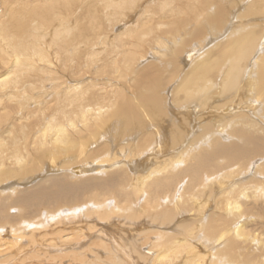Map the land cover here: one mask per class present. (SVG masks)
<instances>
[{
  "label": "bare ground",
  "instance_id": "obj_1",
  "mask_svg": "<svg viewBox=\"0 0 264 264\" xmlns=\"http://www.w3.org/2000/svg\"><path fill=\"white\" fill-rule=\"evenodd\" d=\"M86 252L264 264V0H0V264Z\"/></svg>",
  "mask_w": 264,
  "mask_h": 264
},
{
  "label": "rangeland",
  "instance_id": "obj_2",
  "mask_svg": "<svg viewBox=\"0 0 264 264\" xmlns=\"http://www.w3.org/2000/svg\"><path fill=\"white\" fill-rule=\"evenodd\" d=\"M197 37V38H196ZM192 38V37H191ZM194 38H196L195 40H194ZM199 38V39H198ZM190 41V40H189ZM202 42V40L200 39V37H198V36H195V37H193V39H192V41L190 42V45L192 44V43H201ZM216 42H213L212 44H210L209 46H207L206 48L204 47V45L202 44L200 47H197V50H201V53L203 52V51H205V50H208L212 45H214ZM190 45H185V48H186V46L187 47H189ZM204 49V50H203ZM161 54H163V53H161ZM146 59H147V62H145V63H147V64H152V66H150V68H153V67H155V66H157V65H162V66H165V64L166 63H168V61H170L169 62V64H172L173 62H171V61H173V60H175V59H172V58H167V57H164V55L162 56V55H160V54H158V55H156L155 54V52H153V54H151V56H149V55H146ZM156 68H158V69H160L159 67H156ZM54 90H55V87H54V84H50V85H48L46 88H45V90H43V91H41L40 93H39V96H43V97H51V96H53L54 95ZM135 97L137 96L136 94H133ZM167 97V95H164L163 97ZM221 102H222V100L221 99H219ZM218 100V101H219ZM255 101H256V98L254 99ZM218 101H216L215 103H220V101L218 102ZM214 103V105H216ZM255 103V102H254ZM221 104V103H220ZM256 104V103H255ZM231 105V106H230ZM234 105V106H233ZM230 109H232V108H237V109H239L234 103H229L228 105H227ZM252 106L253 107H248L249 109H247L246 111H248V112H246V116H250V118H252V119H254V120H258V118H260V117H258L259 115H260V113H259V111H260V106L258 107V104H256L255 105V107H254V105L252 104ZM213 107V106H212ZM212 107L210 106V109L208 110V108H205V109H197L198 111V116L195 118L196 119V121H198L197 122V124L199 123V125H198V127L199 126H201V125H203L204 123H206V122H208V120H210L211 118H214V117H217L218 116V114H217V112H213V109H212ZM258 109V110H257ZM214 110L215 111H217L215 108H214ZM229 110V109H228ZM170 112V115L172 114V116H174L175 115V117L177 118L178 117V115H179V117H180V119L182 118L181 116H180V114L178 113V111H174V110H171V108H168L167 109V113H169ZM173 111L174 112H176V113H173ZM230 112L228 113V114H231L232 113V110H229ZM252 112V113H251ZM202 113V114H201ZM204 113H206L205 115H204ZM210 113V114H209ZM174 114V115H173ZM211 114H213V115H211ZM253 114V115H252ZM203 115V116H202ZM217 115V116H216ZM252 115V116H251ZM248 116V117H249ZM179 117L177 118V119H179ZM201 117V119H199ZM202 117H204V118H202ZM257 117V118H256ZM210 118V119H209ZM256 118V119H255ZM207 119V120H206ZM200 120V121H199ZM204 121V123L202 124V122ZM202 121V122H201ZM206 121V122H205ZM212 122H214V123H216V121L215 120H212ZM168 123L169 124H171L169 121H168ZM178 123H179V121H178ZM165 126V128L163 129V132H164V130H166L165 132L166 133H164V135H166V134H168V132L170 131L169 129L167 130V125L166 124H164ZM167 136V135H166ZM165 137V136H164ZM165 145V144H164ZM185 145H186V147H190L191 145L187 142V143H185ZM165 146H167V142H166V145ZM179 147V146H178ZM178 147H176V148H178ZM176 148H173V149H170L169 147L167 148V147H163L162 146V149H164L162 152L164 153V154H162L163 155V157L161 158V159H168V157H169V155L171 156V155H173V153H171L173 150H175ZM180 154V153H179ZM185 154H187V152L185 153ZM120 157V156H119ZM123 158V157H122ZM160 159V160H161ZM123 160H124V158H123ZM105 162L104 164L102 163V162ZM112 161H116V160H114V159H109V158H107V157H105V158H103V159H100V158H95L94 159V165L96 166V167H98L99 165L100 166H107V165H109V164H111V162ZM261 163V162H260ZM121 166V165H120ZM96 172H97V170H96ZM252 172V171H251ZM259 176V175H258ZM248 178V177H247ZM186 185H187V181H184L183 182V184H182V186H181V191H183V189L186 187ZM77 224V223H76ZM151 227H152V229H154L155 227L158 229L159 228V225L158 224H152V225H150ZM168 227H164V229H167ZM173 229L175 230L176 229V226H174L173 227ZM169 234H171L172 233V231L170 230L169 232H168ZM168 233H163V234H168ZM135 239H136V237H135ZM90 241L89 242H91V240L93 241V243H95L94 241H95V239H89ZM159 240V239H158ZM160 242L161 241H159L158 243H157V246L154 248V250L152 251V253L153 254H155V253H159V251H160V248H159V246H160ZM143 248H145V246L144 247H142L141 248V250L143 249ZM148 248V247H147ZM82 249H84V248H81V247H79L78 249H77V251H80V250H82ZM93 250H95V249H93ZM97 250V249H96ZM98 252L99 251H102L103 253L105 252L104 250H97ZM86 253H88V255H86L85 253H80L81 255H79L80 257H78L79 258V260H85L86 262H92V264L93 263H95V264H118V263H116L117 261H118V259L117 260H115V261H113V263L112 262H110V261H108V257L109 256H107V254H104V255H102V256H97V255H95V254H93L92 252H86ZM143 255H145V256H147V257H149V259L151 260V257L150 256H152V255H148V254H145V253H142ZM93 255V256H92ZM76 261H77V259H75ZM78 260V261H79ZM66 264H68V263H66ZM145 264H148V261L145 263Z\"/></svg>",
  "mask_w": 264,
  "mask_h": 264
}]
</instances>
